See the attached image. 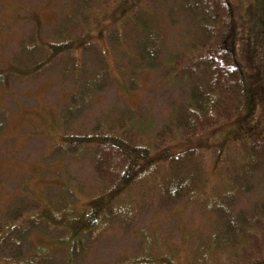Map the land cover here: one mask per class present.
<instances>
[{
    "label": "rangeland",
    "instance_id": "obj_1",
    "mask_svg": "<svg viewBox=\"0 0 264 264\" xmlns=\"http://www.w3.org/2000/svg\"><path fill=\"white\" fill-rule=\"evenodd\" d=\"M91 2L100 4L99 0ZM231 3L235 17L229 44L244 77L245 106L234 121L221 125L215 132L197 141L203 151H208L204 156L195 158L194 164L197 168L201 165L207 170L206 173L210 172L214 158L209 149L228 152L227 164L230 165L229 161L237 158V163L241 162L242 142L247 144L257 140L260 142L259 148L264 146V0H231ZM155 5L157 12L154 14L161 17L159 27L163 33L152 41L158 47L161 44L158 70H153L150 75L146 71L142 72L145 76H140V80V74L132 69L130 77L100 81L97 89L90 94V100L80 101L81 96L85 95V83L90 80L86 71L91 62L87 56L79 60V85L69 57L51 59L47 62L48 66L46 63V67L35 74L18 76L15 72L31 71L40 62L53 58L47 50L39 48L37 42L50 45L68 43L66 34L72 32L74 23L81 19L83 13H93V4L88 0H0V84L4 80L6 83L0 85V218L5 209L16 208L18 201L25 199V194L32 199L35 196L42 198L44 193L38 191L41 185L51 202H57L67 193V189H71L80 196L81 205L87 204L105 189L94 172L86 147L80 148L84 149L82 152L60 147L56 141L58 137L79 140L80 135L91 131L98 119L128 123L131 117L128 113L139 109L149 114V122L144 123L145 117H137L131 132L140 134L143 142L150 143L151 136L174 116V108L180 109L189 101L193 91L192 78L170 74L165 78L163 75L167 63L174 65L175 61H181L189 54L186 52H190L185 48L188 41L180 38L182 29L185 30L187 26L185 16L182 15L181 23L169 28L165 13L169 6L168 0H158ZM31 18L40 22V31L36 30ZM179 20L180 17H177L175 21ZM133 38L136 39L135 36ZM130 50L134 53L133 57L138 55L136 44ZM138 61L142 63V57ZM115 62L118 70H122L124 63L116 59ZM132 64L130 62L125 66L129 68ZM193 77L203 79L195 73ZM138 83L140 89L131 91L134 87L130 85ZM74 92L80 94L78 103L88 107L66 114L64 111L72 107L69 105ZM56 125H60L63 130L55 133L52 128ZM144 130H148V133H141ZM259 162L264 165V159L261 158ZM247 173L250 171L245 168L246 175L242 182L244 189L249 188L230 208V212L237 217L255 201L264 200V167L262 173L256 174L257 180ZM211 178L206 188L209 194L224 190L222 182H227V174L215 172ZM145 190L142 182L134 186L127 199L145 197ZM70 196L74 201V197ZM117 204L110 202L105 211L106 216L100 213L104 224L108 226L106 231H102L97 240L87 241L84 248L86 255L73 259L72 264H124V260L151 264L158 257L171 258L177 262L189 251H197L199 257L203 256L205 251L199 244L213 233L222 235L218 231L221 223L213 221L208 213L205 215L200 204L185 207L180 212L182 217L179 216L177 221L173 209L159 207L154 200L140 211L128 210V206L120 207ZM45 205L43 212L51 215L58 224H69L72 218L80 215L79 211L73 212L72 209L57 211L51 203ZM122 220L125 226L121 224ZM40 231L49 236L64 237L66 230L55 227ZM66 241H70L69 236ZM32 242L45 249V252L54 254L56 264L64 263L63 249L52 250L46 238H38L34 234H31L24 248L31 249ZM49 243L53 248L57 246L56 240H50ZM16 248L7 253L12 257H7L4 264H9L11 260L17 264H33L35 261L37 264L46 263L40 257L31 260L34 258L33 253L27 254L25 249ZM232 249L207 252L215 257H208L206 264H227V256L230 257L229 264H240L243 258L250 256L248 251H241L240 247L238 249L236 243Z\"/></svg>",
    "mask_w": 264,
    "mask_h": 264
},
{
    "label": "trees",
    "instance_id": "obj_2",
    "mask_svg": "<svg viewBox=\"0 0 264 264\" xmlns=\"http://www.w3.org/2000/svg\"><path fill=\"white\" fill-rule=\"evenodd\" d=\"M88 1L93 4V13H83L81 19L74 23L72 32L65 33L68 43L50 45L37 42V46L47 50L48 55L53 58L48 56L49 59L40 62L31 71L16 70L15 75L35 74L46 67L49 60L69 57L70 63H73L72 71L76 83L79 85V60L87 56L91 62L86 71L90 80L85 83V95L81 96L80 101H89L90 94L97 89L100 81L119 80L129 76L132 69L136 74H140V80V76H145L142 72L146 71L147 75H150L153 70H158V65L161 64V57H158L161 44L160 47L152 44L153 38L163 35L159 27L161 17L154 14L157 12L155 2L158 0H99L100 4ZM168 2L165 13L169 28L181 23L182 15L185 16L187 26L185 30L182 29L180 38L188 41L185 48L190 52H186L189 54L181 61H175L174 65L167 63L163 75L165 78L169 77V74L188 75L192 78L193 86L195 78L196 84L189 101L180 109L174 108V116L151 136L150 143L143 142L140 134L131 132L137 117H145L144 123L149 122V114L139 109L128 113L132 117L128 123L122 120L98 119L89 133L77 136L79 140L58 137L56 141L60 147L73 148L79 152L84 150L80 148L86 147L93 162L94 172L105 189L85 205H81L80 196L71 189H67V193L54 203L48 199L42 185L38 189L44 193L42 198L35 196L32 199L25 194V199L19 200L16 208L5 209L0 218V264L6 263L8 258L12 257L7 253L13 252L15 247L25 249L31 234L46 238L47 245L54 251L63 249L65 261L61 264H72L73 259L86 255L84 248L87 241L97 240L99 234L106 231L108 226L104 224L100 213L107 215L105 211L110 202H121L123 204L117 205H126L128 210L140 211L151 205L152 200L159 207L168 206L173 209L176 221L185 207L200 204L205 215L208 213L213 221L218 220L221 223L218 231H221L222 235L213 233L199 244L205 251L203 256L199 257L197 251H189L177 262L171 258L158 257L151 264H206L208 257H215L207 252H226L234 248L235 243L238 249L240 247L241 251H248L250 254L249 257L243 258L240 264H264V200L255 201L239 217L230 212L234 202L249 188L244 189L242 182L246 175L245 168L250 171L247 174L253 175L255 179L257 173H262L264 165L259 160L264 159V146L263 149L259 148L260 142L257 140L247 144L242 142L241 162L237 163V158L230 160V165L227 164L228 152L209 149L214 158L208 173L201 165L197 168L194 164L195 158L204 156L208 151H203L197 141L221 125L234 121L241 114L245 104L244 77L229 44L234 28L235 10L231 0ZM177 17H180L179 22L175 21ZM37 21H34L35 27L40 31V22ZM134 44L138 46V55L133 57L134 53L130 49ZM117 46L123 48L118 49ZM140 57L142 63L138 61ZM115 59L124 63L122 70H118ZM130 62H133L132 66L126 67L125 64ZM194 73L201 75L203 79L193 77ZM4 84L5 80L0 85ZM130 86L134 87L131 90L133 91L140 89L141 85L138 83ZM79 96L76 92L72 94L69 105L72 107L67 108L64 113L87 109L88 106L78 103ZM52 130L57 133L63 129L56 125ZM145 132L148 133V130L141 131ZM215 172L227 174V182H222L224 190L209 194L206 190L208 180L212 179L211 175L214 176ZM262 177L264 179L263 175ZM142 182L146 187V196L127 199L134 186ZM68 193L74 197V201L69 198ZM47 203L53 204L57 211L72 209L73 212L79 211L80 215L72 218L71 223L66 225L55 223L51 215L43 212ZM122 223L124 224V220ZM55 227L66 230L64 237L49 236L48 233L40 231ZM68 236L69 242L66 241ZM50 240H56L57 246H50ZM32 244L31 249H25L27 254H34L31 260L40 257L44 258L42 262L46 261L44 264H56L57 259L53 260L54 254L45 252V249L38 247L34 242ZM229 258L227 256V264ZM123 263L146 264L139 263V260L134 263L124 260ZM9 264L17 262L11 260Z\"/></svg>",
    "mask_w": 264,
    "mask_h": 264
}]
</instances>
